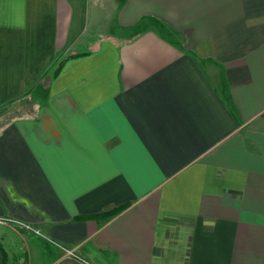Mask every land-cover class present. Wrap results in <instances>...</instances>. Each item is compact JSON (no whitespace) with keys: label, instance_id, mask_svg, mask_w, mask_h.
I'll list each match as a JSON object with an SVG mask.
<instances>
[{"label":"crops","instance_id":"crops-1","mask_svg":"<svg viewBox=\"0 0 264 264\" xmlns=\"http://www.w3.org/2000/svg\"><path fill=\"white\" fill-rule=\"evenodd\" d=\"M21 263L264 264V0H0Z\"/></svg>","mask_w":264,"mask_h":264},{"label":"trees","instance_id":"trees-1","mask_svg":"<svg viewBox=\"0 0 264 264\" xmlns=\"http://www.w3.org/2000/svg\"><path fill=\"white\" fill-rule=\"evenodd\" d=\"M125 207H126V205L121 206V207H118V208H116V209H114V210H112L110 212L103 213V214H100V215H94V216H91L89 218H91V219L93 218V219L107 220V219H109V218H111V217L119 214Z\"/></svg>","mask_w":264,"mask_h":264},{"label":"built area","instance_id":"built-area-1","mask_svg":"<svg viewBox=\"0 0 264 264\" xmlns=\"http://www.w3.org/2000/svg\"><path fill=\"white\" fill-rule=\"evenodd\" d=\"M22 226H24V225H22ZM25 228L28 229V230L30 229V228H29L28 226H26V225H25ZM36 233H37V232H36ZM66 254H67L68 256H73V257H74L73 253L70 252V251H66ZM21 264H23V263H21Z\"/></svg>","mask_w":264,"mask_h":264}]
</instances>
